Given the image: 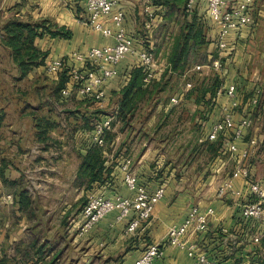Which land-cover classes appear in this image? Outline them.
I'll return each mask as SVG.
<instances>
[{
    "label": "crops",
    "instance_id": "0c3cea01",
    "mask_svg": "<svg viewBox=\"0 0 264 264\" xmlns=\"http://www.w3.org/2000/svg\"><path fill=\"white\" fill-rule=\"evenodd\" d=\"M142 1L120 0L118 5L125 15L126 32L136 47L154 45L156 38L153 31L164 21L163 8L153 5L156 23L150 31H146ZM194 5L199 14H206L205 0H195ZM84 12L85 0H0V29L8 19L16 18L24 22L49 20L57 27L70 31L69 38L52 37L47 32L36 38L35 45L45 56L43 63L32 69L25 77L30 82L33 80V84L37 86L35 89H39V85L46 86L45 83L38 82L40 76L46 77L53 85L60 76L67 79L65 73L46 74L44 70L46 61L67 57L74 51L84 53L92 47L113 44L112 36L105 37L77 20L78 16L83 17ZM250 14L252 21L249 25L231 31L225 38L228 52L223 54L225 61L222 63L228 67L222 68V72L226 74L228 71V74L224 88H220V92L229 84H235L239 107L245 97H239L238 92L245 93L251 90L246 100L251 106L250 109H255L253 111L255 119H259L260 114H257L256 109L264 113V0H253ZM105 25L114 29L111 18L105 20ZM211 29L208 36L213 39L215 28ZM172 39L173 37L171 42ZM154 48L157 52L158 47L154 45ZM210 48L208 46L206 50L207 57H212ZM161 53L160 50L158 54ZM134 64V57L131 55L118 64L117 76L104 86L106 101L103 107L90 97L75 93L68 97L60 95L58 101L53 102L55 109L64 106L73 108L75 109L73 116L76 117H72L70 113L67 120L64 117L53 116L60 126L50 131L46 141H38L27 111L36 109L43 103L23 99L9 100V92L12 93L17 85L10 84L8 79L19 76L20 73L12 62L8 49L0 45V79L4 83H9L2 87L5 90L0 87V111L4 114L0 127V170H3V178L7 181L13 182L21 178L16 184L3 182L0 177V202L12 204V206L0 204L3 209L8 210V212L0 210V252H3L4 264H48L53 257H56L53 264H65L67 261L70 263L66 264H132L149 243L161 244L163 248L162 256L155 260L154 264H191L185 250L169 245L166 236L169 228L180 224L189 208L195 204L201 211L212 209L213 214L209 217L207 229L191 235L189 241L197 243L207 254L214 256L219 264H264V241L254 244L251 240L255 231L261 227V223L253 221L245 223L239 219L240 205L253 199L247 192L246 180L242 176L232 178L233 187L242 192L241 196L217 195L221 181L230 178L235 165L241 163L237 155L231 158L226 156V161L217 164V168L213 170H210V165L198 169L197 179L190 181L189 178L182 180L172 177L171 171L175 169H171L169 173L167 168L163 171L161 163L155 162L156 150L142 144L136 164L131 158L132 169L138 182L149 192L162 183L165 186L164 196L154 206L151 217L143 221L134 233L126 232L128 221L135 215L134 212L123 219H118L117 210L105 215L84 236L76 234L80 218L71 225L72 227H66L70 217L81 216L80 204L90 192L101 191L107 198L117 194L125 197L133 195L123 182L119 162L114 164V160L119 157L117 154L114 158V151L121 145L119 140L123 139L124 132L118 131L111 151H105V164L109 173L104 183L94 182L87 189L85 183H80L76 179L80 162L79 153H84L86 146L92 142V130L86 131L81 128L80 116L76 111L90 112L102 108L105 110L110 104L115 106L110 102L114 98L113 93L126 84ZM245 75L248 81L244 82L245 88L241 90L239 89L241 77L246 78ZM6 87L10 88L9 92ZM253 99L255 103L252 102ZM214 101L211 111L207 113L208 120L202 122L203 136H206L212 123L221 118L223 110L229 107V99L225 94H216ZM27 106L30 107L25 111L24 108ZM233 114L235 121L245 117L234 110ZM246 116L250 114L247 113ZM23 119L28 120L25 122ZM262 122L264 123V119ZM113 130L115 131V128ZM248 130L242 137L233 140L239 152L248 147L250 139L256 138L260 141L264 137L262 134L249 135ZM226 138L233 139L230 132ZM222 139L224 140L223 137ZM258 150L259 148H256L247 159L255 160L250 166V174L253 173L255 181L264 186V166L259 165ZM227 161H232L231 165L225 166ZM208 170L211 176L207 174ZM19 189H25L30 199V204L23 210H20L18 204ZM6 195H11L13 201H7ZM38 250L40 253L36 254Z\"/></svg>",
    "mask_w": 264,
    "mask_h": 264
},
{
    "label": "built area",
    "instance_id": "2783aa9c",
    "mask_svg": "<svg viewBox=\"0 0 264 264\" xmlns=\"http://www.w3.org/2000/svg\"><path fill=\"white\" fill-rule=\"evenodd\" d=\"M119 2L120 0H85L84 15L77 17L80 23L88 25L103 36H112L113 44L92 47L84 53L74 51L67 57L45 62L46 74L58 75L63 72L66 74L65 86L60 90L61 96L68 97L75 93L90 97L102 107L105 101L104 86L110 79L117 76L118 64L128 55L134 57V66L143 67L148 72L145 81L148 82L155 76L153 73L156 65L154 51L148 45L135 46L133 39L126 32L125 15L123 10L118 7ZM252 2L253 0H205L206 16L217 30L216 46L219 50H226L225 38L231 31L240 30L251 23L250 7ZM194 3L195 0H188L187 7L192 8ZM142 9L145 15V30L150 31L156 23V12L152 0H143ZM109 18H111L114 29L105 25V20ZM212 63L216 68L221 66L218 58L214 59ZM185 85L187 88L191 86L190 83ZM223 91L229 99V107L223 110L219 120L212 123L206 136L199 140L200 142L203 140L215 141L222 136L224 138L223 153L227 154L228 158L236 155L240 158L241 163L238 162L235 165L231 177L221 181L217 188V195L219 197L227 194L241 196L242 192L234 189L232 178L242 176L246 180L247 192L253 199L241 204L239 212L243 220L261 223V227L251 237L254 244H260L264 241V186L250 179V171L243 162L258 148V140L250 139L248 147L241 152L238 151L233 140L243 136L245 131L251 127L252 120L249 116L240 118L238 121L234 119L233 110L238 106L235 84H229ZM171 102L176 104L178 98H171ZM252 102L256 101L253 99ZM113 120V116H105L95 123L91 133V140L94 144L100 146L104 144V134L111 128ZM228 132L231 133L233 139L226 138ZM131 165L130 158H123L118 167L126 188L133 195L125 197L117 194L112 198L102 195L88 196L81 211L79 225L76 227L78 236L86 235L95 224L113 210L118 211V219H123L134 212L135 215L128 221L127 233H134L143 221L151 217L154 206L164 196L165 186L162 183L149 192L144 185L138 182ZM5 199L13 201L11 195H6ZM212 214V209L201 211L198 206L193 205L189 208L183 221L170 227L167 232V243L184 249L191 264H218L210 259L197 243L189 241L191 235L207 229L208 220ZM162 254L161 244L149 243L132 264H154V261L159 259Z\"/></svg>",
    "mask_w": 264,
    "mask_h": 264
},
{
    "label": "rangeland",
    "instance_id": "374dc122",
    "mask_svg": "<svg viewBox=\"0 0 264 264\" xmlns=\"http://www.w3.org/2000/svg\"><path fill=\"white\" fill-rule=\"evenodd\" d=\"M162 30L163 29L155 28L153 31L155 35L154 37L156 38V41L153 43L156 47H158L157 52H155L154 45H150L154 51L156 58V65L153 69V73L155 74V76L151 79L160 81V86L157 88L155 93L151 94L140 102L133 118L130 121V124L126 125L122 130L124 132V136L123 139L119 140V143H121V145H119L118 148H116L114 151V153H119V157L117 158V160H114V164L116 165L118 162H121L123 158H133L134 164H136V158L141 153L142 144H145L148 147L154 148L156 150L154 159L155 162L159 161V163H161L160 166H162V170L167 168L169 173L171 169H175L174 171H171L173 174L172 177H176L177 179L180 178L182 180H184L185 178H189L190 181H194L197 179L198 169L200 170L202 167L204 168L207 165H210V170H213L214 168H217V164L220 165L222 161H226L225 157L227 156V154L223 153V146L219 148L216 154H212L213 149H210L209 145L207 144V142L209 141L203 140V142H200L199 140L200 137H204V134L202 133L204 123L202 122L208 120L209 117L207 118L206 114L211 111V108L214 105L215 101L213 102L211 108L209 107L208 109L200 104L196 99L201 95L204 85L208 86L209 84H211V82L214 78H216L217 75V77H219V79L222 81V86L225 85L228 71L225 74L222 72V68H227L228 66H224L222 61H225V56L223 54L228 52V50H219L217 46L215 47L213 45H209L211 47L210 53H213L215 55V58L206 56L204 58L201 57L200 59H194L193 57H191V64H188L183 72L168 73L165 77H163V79L160 80L161 74L168 67L167 54L169 53L170 49L169 43H171V38L176 33V27H168L164 35H162ZM213 30H215L213 39H216L217 30ZM166 37H170V39ZM158 50H161L162 53L158 54ZM216 58H218L220 61V68H216L212 63ZM245 77L246 78L241 77V87L239 88L241 90L245 88L244 82L248 81L247 75H245ZM8 80H10V84L14 83L15 85H17L12 93L9 92L10 88L6 87V90L9 92V100L11 101L23 99L26 101H42L43 103H49L51 106L50 116H60L64 117L66 120L67 117H69V115L75 111V109L65 106L63 108L58 107V110H56L57 108L55 109L56 106H53V102H57L59 97H56V94L53 93L54 85L51 83V81H48L46 77H38V82L41 81V84L45 83L46 85L44 87L42 85H39V89L34 88L37 86L34 85L35 83L33 84V80H31L30 82L29 80H26L25 78L22 79L19 76L10 77V79ZM7 83L8 82L4 83L2 79H0V87L2 90H5L2 87H4ZM186 83H190L191 86L187 88L185 85ZM221 88H224V86ZM250 92L251 90L245 93H241V91L238 92L239 97L245 98L244 101L240 103V106H237L234 109V112H238L239 115L243 116H246L247 113L250 114L249 117H251L252 119V124L248 130L249 135L251 133L253 135L262 134L263 137L264 123L262 121L264 119V113L256 109L257 114H260V118L255 119V114L253 112L255 111V109L251 110V106H249L246 100ZM219 93L224 94V91L220 92L219 89L217 90L216 94ZM173 97L178 98V102L176 104H173L171 102V98ZM105 101L103 106L105 105ZM245 102L246 104H244ZM64 104L65 102L62 105ZM205 108L208 110V112H205L203 114V110L206 111ZM16 110H18V108ZM24 110L27 111V108H25ZM97 111H99V114H105L98 115L100 119H102L101 117L104 116L115 117V106H112V104L108 105L105 110H103L102 108ZM23 120L26 122V120L28 119ZM58 124L59 125H57L56 128L60 126L59 122ZM121 127V123L114 126L116 131H119ZM114 128H111V131L114 132ZM258 145V154L260 153V156L258 158L260 160L259 165L264 166V137L262 140L258 141ZM122 148H124V150ZM254 161L255 160L253 158L243 160L248 169L251 168L250 166L254 164ZM231 162L232 161H227L225 166L231 165ZM221 172L222 170L219 173ZM207 174L211 176V172L209 170ZM250 179L255 180L253 173L250 174ZM91 195H102L105 197L104 193L97 190L88 193L86 198L83 200V203L81 202L82 204H80L79 212L82 211V208L86 203L88 196ZM0 204L12 206V204L9 205L2 202H0ZM0 210H4L5 212L6 208L3 209L0 205ZM6 212H8V210ZM80 217L81 216L76 215L70 217L66 222V227H72L71 225L76 223ZM77 225H79V222ZM2 253L3 252H0V257L3 256ZM67 262L70 263V261ZM67 262L64 263L66 264Z\"/></svg>",
    "mask_w": 264,
    "mask_h": 264
},
{
    "label": "trees",
    "instance_id": "16d2710c",
    "mask_svg": "<svg viewBox=\"0 0 264 264\" xmlns=\"http://www.w3.org/2000/svg\"><path fill=\"white\" fill-rule=\"evenodd\" d=\"M187 2L188 0H152L154 6H161L163 8L164 21L159 27L163 29L162 34L165 33L168 27H176V33L173 36L169 53L167 54L168 67L161 74L160 80L168 73L183 72L186 66L191 64V57L194 59L206 57L208 53L206 50L209 45L213 44L216 47V39H211L208 36V32L213 26L210 19L206 14H199L195 5L192 8H188ZM44 32H47L52 37H70V31L63 27H57L49 20L24 22L16 18H10L0 29V45L8 49L9 56L19 70V77L22 79L32 69L43 63L45 54L35 45V40L41 37ZM211 56L215 58L213 53H211ZM147 74L148 72L143 67L134 66L130 70L126 84L119 91L113 93L114 98L111 101L115 104V117L111 128L121 123L122 127L119 131L123 132L124 127L130 124L140 102L155 93L160 86V81H156L155 79H151L148 82L145 81ZM217 76L211 84L208 86L204 85L201 95L196 99L208 109L213 105L217 90L222 87V81ZM65 83V77L60 76L53 87V93L56 94V97H60V90L65 86ZM39 102L43 103L42 101ZM29 107L25 108L28 110ZM50 108L49 103H43L42 106L38 105L36 109L27 111V116L30 117L35 129V138L38 141H46L50 131L59 125L55 118L50 116ZM205 112H208V110H203V114ZM76 113L80 116L81 128L86 131L93 130L95 123L100 119L98 116L100 115L99 111H76ZM73 114L74 112L71 113L72 117H76ZM3 118L4 114L0 111V127L2 126ZM111 128L104 134L103 145L100 146L89 142V145L85 148V152L79 153L80 162L76 179L80 183H85L86 188L91 187L94 182H104L107 173H109L105 164V151H111L113 140L118 132L116 130L114 132L111 131ZM222 140V137H218L213 142H207L210 149H213L212 154H216L219 148H221L223 144ZM115 154L119 155V153H114V158L116 157ZM3 176V170H0V177L3 182L17 184L18 180L21 179L11 182L4 179ZM17 196L20 210L26 209L30 204L27 191L19 189ZM239 219L248 223V221L242 219L241 215H239ZM35 253H40V250ZM207 256L214 261L216 260L214 256L209 254ZM55 259L56 257H53L48 264H53ZM4 262L5 258L3 256L0 257V264H4Z\"/></svg>",
    "mask_w": 264,
    "mask_h": 264
}]
</instances>
